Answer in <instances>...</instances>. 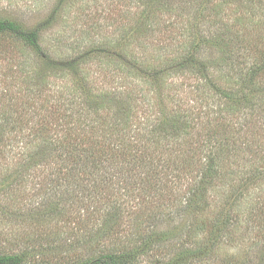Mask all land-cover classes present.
I'll return each instance as SVG.
<instances>
[{
    "label": "rangeland",
    "instance_id": "obj_1",
    "mask_svg": "<svg viewBox=\"0 0 264 264\" xmlns=\"http://www.w3.org/2000/svg\"><path fill=\"white\" fill-rule=\"evenodd\" d=\"M0 20L42 29L40 52L0 36V255L25 254L30 264H82L141 247L149 237L163 247L150 254L142 248L138 264H170L180 251H187L188 264H264V153L257 144H264V124L257 105L236 108L231 117L235 128L256 142L236 157L239 165L233 168L239 166L243 176L212 184L205 202H192L191 214L176 212L194 187L198 165L189 164L164 198L141 202L129 197L123 183L103 197L78 201L72 187L58 179L56 153L46 161L37 156L48 140L62 137L58 125L70 108L81 109L79 118L89 123V105L104 102L114 115L118 95L131 102V92L137 99L144 94L132 101L139 120L133 118V125L144 122V111L161 101L137 70L168 67L196 34L211 37L223 25L238 34L235 51L215 47L203 55L212 65L211 78L224 84L234 79V56L264 52V0H0ZM74 59L81 60L77 70L68 67ZM113 92L117 97L104 96ZM165 92L166 105L180 103L194 115L213 116L225 104L199 74L185 71L170 77ZM173 93L178 102H170ZM106 111L97 112L103 121ZM41 127L45 130L38 133ZM112 205L121 210L119 220L106 216ZM159 209L166 216L149 219ZM152 233H157L153 239Z\"/></svg>",
    "mask_w": 264,
    "mask_h": 264
},
{
    "label": "trees",
    "instance_id": "obj_2",
    "mask_svg": "<svg viewBox=\"0 0 264 264\" xmlns=\"http://www.w3.org/2000/svg\"><path fill=\"white\" fill-rule=\"evenodd\" d=\"M214 11H216L214 17H219V10L214 9ZM219 29L222 32L216 31L211 37L203 35L199 37L196 34L188 46H180L181 52L186 50L168 67L145 70L141 66V70H137L140 76L152 86L149 92L157 88L155 94L163 103L144 111V122L141 120L142 122L133 125V118L136 117L138 120V116L137 108L132 101L144 97V94H141L137 99L133 92L129 95L131 102L125 97L120 99L118 95L120 101L118 100L117 103L120 106L115 111L116 115H112V107L104 102L97 103L94 107L88 106V115L92 112L93 116L88 119L91 121L89 123L79 118L81 109L74 111L70 108L68 115L67 112L62 114L60 119L62 122H59V128L57 127L63 132L62 137H57L54 141L48 140L45 147L37 152V156L46 161L51 158L53 152L56 153L61 175L58 179H62L72 187L73 199L85 201L103 197L115 184L123 183L130 194L129 197L141 202H145L147 197L151 196L164 198L165 190H170L171 185L180 182L182 174L187 173L186 168L189 164H195L199 168L196 171L197 175L192 179L194 187L184 196L186 201L176 212L178 215L191 214L192 202L199 198L205 202L207 189L213 186L212 184L220 181L234 182L243 176L244 172L239 166L236 169L233 168L239 165L236 157L239 152L247 151L256 142L244 136L241 133L242 129H236L231 117H235L233 111L236 108L254 109L257 105L259 122L264 124V52L257 53L260 57L259 55L245 57L241 54V56H234L236 61L232 59L231 66V69H234V79L228 78L225 84L219 82V79L211 78L212 65L203 59L204 51L221 47L233 52L236 49L234 38L238 39V34L228 25H223ZM6 35L11 36L24 47L36 52L42 50V29L39 27L27 29L14 21L0 20V36ZM197 36L200 42L195 40ZM48 59L50 60V57L47 55L45 62L51 67ZM80 63L81 60L74 59L68 61V67L71 70H77L76 67L80 66ZM236 70H239V73H236ZM183 71L199 74L225 101V104L213 116L203 111L194 115L192 111L183 109L180 103L174 108L164 103L169 96L165 92V87L170 77L174 73ZM237 83L240 84V88H237ZM233 84L235 85L230 86ZM116 94L117 92H113L104 96L110 98ZM146 99L147 96H145ZM179 99L178 93H173L169 97L170 102H178ZM255 101L258 104H255ZM104 108L107 110L108 119L103 121L98 117L97 112L100 113ZM151 111L155 115H150ZM43 130H45L44 127H41L37 132L42 133ZM257 144L262 149L257 150V153L258 151L264 153V144L260 140H257ZM260 159L264 161V154ZM114 171H117L118 175L114 176ZM258 174L260 173H254L252 176L256 177ZM87 184L92 185L93 190L89 189ZM96 202L99 203L98 200ZM199 209L203 211V208ZM108 211L107 217L111 216L115 221L120 219L121 210L117 205H112ZM166 213L165 210L159 209L155 216L149 219L158 216L164 218ZM172 214L173 212L168 216ZM148 227L151 229L152 226ZM155 235L152 233V239ZM156 247L162 248V242L154 243L148 237L141 247H133L123 253L103 254L82 264H138L139 256L143 252L142 248L150 254ZM188 258L187 251H180L174 254L169 262L170 264H188L186 263ZM0 264L30 263L25 254H2Z\"/></svg>",
    "mask_w": 264,
    "mask_h": 264
}]
</instances>
